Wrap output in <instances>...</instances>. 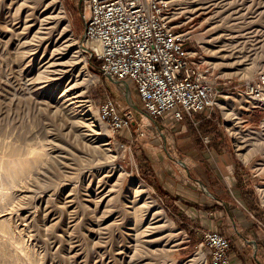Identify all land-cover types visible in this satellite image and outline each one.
Returning <instances> with one entry per match:
<instances>
[{"label": "rangeland", "instance_id": "obj_1", "mask_svg": "<svg viewBox=\"0 0 264 264\" xmlns=\"http://www.w3.org/2000/svg\"><path fill=\"white\" fill-rule=\"evenodd\" d=\"M183 5L181 18L189 19L193 44L198 40L214 61L221 86L231 93L228 107L235 108L236 121L225 115L223 101L222 108L183 121L147 116L129 83L135 108L126 84L100 73L90 42H83L89 50H79L83 1L0 0V264H207L203 232L194 234L181 222L177 206L168 203L154 177L165 168L166 151L177 157L176 143L164 141L183 125L197 142L211 137L208 145L195 144L201 150L233 152L243 171L240 190L231 193H237L241 210L261 218L264 104L246 108L244 96L235 91L264 74V0H183ZM229 52L230 58L218 57ZM236 59L243 61L219 63ZM107 98L121 112L132 110L129 127L114 132L100 119L98 108ZM82 102L91 112L80 110ZM237 121L250 143L241 150L229 128ZM140 127L144 135L138 134ZM247 151L251 154L243 157ZM13 166H20L19 178ZM139 181L149 193L140 190Z\"/></svg>", "mask_w": 264, "mask_h": 264}, {"label": "built area", "instance_id": "obj_2", "mask_svg": "<svg viewBox=\"0 0 264 264\" xmlns=\"http://www.w3.org/2000/svg\"><path fill=\"white\" fill-rule=\"evenodd\" d=\"M82 1L83 42L89 41L90 54L99 58L100 73L133 84L148 116L170 114L183 121L222 108L221 102L231 97L203 45L193 44L189 19L181 18L183 0ZM235 93L244 96L246 108L264 104V74ZM98 114L114 132L133 119L132 110L121 112L112 98ZM138 132L145 134L141 127ZM202 138L206 145L211 142L209 136ZM201 246L207 264H233L232 240L223 232L205 229Z\"/></svg>", "mask_w": 264, "mask_h": 264}, {"label": "crops", "instance_id": "obj_3", "mask_svg": "<svg viewBox=\"0 0 264 264\" xmlns=\"http://www.w3.org/2000/svg\"><path fill=\"white\" fill-rule=\"evenodd\" d=\"M182 127L180 133L164 141L175 142L180 150L176 158L167 151L161 157L165 168L154 176L163 184L161 193L168 203L177 206L181 222L193 229L194 234L215 228L234 239L231 255H237L231 256L233 264H264V227L260 223L264 210L259 211L260 219L251 217L238 207L237 193L234 196L231 193L232 189L240 190L237 182L243 171L241 162L226 148L201 150L196 145L204 142L195 141L186 126Z\"/></svg>", "mask_w": 264, "mask_h": 264}, {"label": "bare ground", "instance_id": "obj_4", "mask_svg": "<svg viewBox=\"0 0 264 264\" xmlns=\"http://www.w3.org/2000/svg\"><path fill=\"white\" fill-rule=\"evenodd\" d=\"M198 8H200V7H197L196 9H198ZM59 11H61V10H59ZM59 13V12H58ZM49 17V16H48ZM68 30L69 31H71V28L70 27H68ZM232 41V40H231ZM86 43H89V42H86ZM225 44V43H224ZM232 45H234V44H232ZM86 46V45H85ZM236 46V45H235ZM221 48V47H220ZM223 48V47H222ZM225 48V47H224ZM227 49V48H226ZM77 50V49H76ZM79 50L80 51H85V49L84 48H82L81 47V45L79 46ZM222 50V49H221ZM231 50H233V49H231ZM78 51V50H77ZM212 51H214V50H212ZM225 51V50H224ZM217 52H219V51H217ZM213 53V52H212ZM237 53V52H236ZM228 54V53H227ZM229 54L230 55H225L224 53L223 54H220V56H218V57H222V58H224V59H227V58H230V56H232L233 55V53H230L229 52ZM239 55V54H238ZM235 56H237L236 54H235ZM213 57V56H212ZM215 57V56H214ZM243 59V58H242ZM242 59H236V60H234L233 62L231 61V63H229V62H227V60H226V62H224V61H221V62H219L220 64H225V65H223V66H229V65H238L239 63H241L243 60ZM247 59V58H246ZM223 60V59H222ZM244 60H245V58H244ZM63 61H61L60 63H62ZM214 62V61H213ZM67 63V62H66ZM215 63H218V61L217 62H215ZM63 64V63H62ZM61 64V65H62ZM60 65V66H61ZM64 65H65V63H64ZM242 69H244V68H242ZM58 70V69H57ZM66 71V70H65ZM65 71H63V72H65ZM58 72V71H57ZM59 73V72H58ZM228 73H230V72H228ZM232 73V72H231ZM61 74V73H60ZM64 75V74H63ZM60 76V75H59ZM57 77V76H56ZM56 77H54V78H56ZM63 77V76H62ZM61 77V78H62ZM53 78V79H54ZM78 82H76V84H77ZM122 83H124V82H122ZM121 82H120V84L123 86V84H122ZM68 84V83H67ZM125 84V83H124ZM70 85H72V86H74L73 84H70ZM78 85V84H77ZM67 86V85H66ZM79 86V85H78ZM70 88H72L71 86H70ZM81 89V88H80ZM67 90H68V88H67ZM66 90V91H67ZM74 93V92H73ZM77 95V94H76ZM81 95V94H80ZM63 96V95H62ZM85 96V95H84ZM74 98H76L75 96H74ZM79 98V97H78ZM231 98V97H230ZM64 100V99H63ZM81 101H83L84 102V100L82 99V100H80V102ZM229 101H231V99L229 100H225V101H223V106H224V108H225V115L231 120V122H233V120H235L236 118H239L238 116H235V114L237 115V112H235L234 111V109H231V107H228V103H229ZM80 103V105H83V107L82 108H80V110H82L83 111V113H87V112H91L90 110V108H88L89 106L88 105H86L85 103H87V102H85V103ZM74 104V103H73ZM76 104V103H75ZM54 105V104H53ZM60 105V107H63V106H61V103L59 104ZM68 105H69V103H68ZM77 106L79 105V103L78 104H76ZM51 106H52V104H51ZM91 106V105H90ZM232 106V105H231ZM69 107V106H68ZM79 107V106H78ZM57 109H55L56 111L58 110V107H56ZM64 108H65V106H64ZM67 108V107H66ZM71 108V107H70ZM76 109H77V107H76ZM229 109H231V110H229ZM64 110V109H63ZM62 110V111H63ZM59 111H61L60 109H59ZM77 111V110H76ZM75 111V112H76ZM82 113V112H81ZM66 114V113H65ZM70 114V113H69ZM80 114V113H79ZM93 115V114H92ZM91 115V116H92ZM68 115L66 114V116L65 117H67ZM89 116V115H88ZM96 115L94 114L93 116H92V119L95 117ZM84 117V116H83ZM235 118V119H234ZM67 119V118H66ZM68 120V119H67ZM90 120V119H89ZM69 121V120H68ZM70 121H72V120H70ZM76 120H74V122H75ZM79 121V120H78ZM82 121V119H80V122ZM236 121V120H235ZM77 122V121H76ZM240 122L241 121H237V122H234V124H232V125H230L229 126V128L232 130V133H234V135H235V137H236V142H237V146H238V149H243L244 147H245V145L246 144H248V143H245L246 142V140H248V139H246V132H244V130L242 129V128H240ZM73 122H71V124H72ZM83 125H85V124H88V123H83V122H81ZM95 123V122H94ZM239 123V124H238ZM68 124V123H67ZM79 124L80 123H78V126H79ZM69 125V124H68ZM73 126V125H72ZM77 126V127H78ZM88 126V125H87ZM86 126V129L88 128ZM90 126H92V125H90ZM66 127V126H65ZM74 127V126H73ZM76 127V126H75ZM80 127V126H79ZM67 128V127H66ZM70 128H72V127H70ZM84 128H85V126H84ZM83 128V129H84ZM82 129V128H81ZM81 129H79V130H81ZM89 129H91V127H89ZM95 129V128H94ZM93 129V130H94ZM75 129L73 128L72 129V131H74ZM77 130V129H76ZM92 130V129H91ZM97 130V129H96ZM100 130V129H99ZM246 130V129H245ZM90 131V130H89ZM92 132V131H91ZM91 132H88V133H90V135L92 134ZM94 132H95V130H94ZM251 132V131H250ZM86 133H87V131H86ZM85 133V134H86ZM102 132L101 131H99V135L101 134ZM248 133V132H247ZM257 133V132H256ZM249 134V133H248ZM87 135V134H86ZM93 135V134H92ZM95 135V134H94ZM96 135H97V132H96ZM251 135V134H250ZM256 135V134H255ZM89 136V135H88ZM89 137H91V136H89ZM96 137V136H95ZM249 138H250V136H248ZM253 137H255V136H253ZM252 137V138H253ZM255 138H257V137H255ZM254 139V138H253ZM97 140V139H96ZM92 141V140H91ZM90 141V142H91ZM95 141V140H94ZM253 141V140H252ZM106 142V141H105ZM111 142V141H110ZM109 141H107L106 142V144H109L110 143ZM253 143V142H252ZM250 144V143H249ZM248 144V145H249ZM257 144V143H256ZM92 145V144H91ZM95 145V144H94ZM94 145H92V146H94ZM97 146V145H96ZM31 148V147H30ZM35 148V147H34ZM246 148V147H245ZM107 149V148H106ZM254 149V148H253ZM110 150V149H109ZM249 151H250V149H248ZM29 152V151H28ZM106 152V151H105ZM107 153V152H106ZM242 154H243V157H248V154H251V152L250 153H248V151L247 152H241ZM30 154H32V153H30ZM37 156V155H36ZM39 156V155H38ZM44 156V155H43ZM42 156V157H43ZM19 157V156H18ZM27 157V156H26ZM41 157V158H42ZM24 158V157H23ZM58 158H59V155H58ZM60 158H63V157H61V155H60ZM17 159V158H16ZM21 159V158H20ZM31 159V158H30ZM33 159V158H32ZM35 159H36V161H37V157H35ZM40 158H38V160H39ZM44 159V158H43ZM14 160H15V158H14ZM59 160V159H58ZM20 161V160H19ZM18 161V162H19ZM22 161V160H21ZM30 161V160H29ZM35 161V160H34ZM54 161V160H53ZM61 161V160H60ZM59 161V162H60ZM10 162V161H9ZM12 162H13V160H12ZM16 162V161H15ZM24 162V161H23ZM58 162V161H57ZM11 163V162H10ZM21 163V162H20ZM20 163H18V164H20ZM25 163V162H24ZM30 163V162H29ZM35 163V162H34ZM12 165H13V163H11ZM15 164V163H14ZM18 164H16V165H18ZM36 164H37V162H36ZM45 165H49V164H46V163H44ZM8 166V165H7ZM7 166H6V168H7ZM24 166H26V165H24ZM29 166H30V164H29ZM18 167H20V166H18ZM18 167H16V166H13V167H11V172L14 174V176L15 177H18V175H19V173H20V168H18ZM22 167V166H21ZM27 167V166H26ZM37 167V166H36ZM45 167H47V166H45ZM29 168V167H28ZM48 168V167H47ZM31 170H32V166H31V168H30ZM48 170V171H47ZM46 171H47V173L50 171V169L48 168ZM7 171H9L10 172V168H9V170H7ZM40 171H42V170H40ZM45 171V170H44ZM43 171V173H45V175H46V172H44ZM22 172V171H21ZM26 172V171H25ZM11 173V174H12ZM26 174V173H25ZM12 176V175H11ZM23 176V175H22ZM42 175H40V177H41ZM47 177V176H46ZM12 178V177H11ZM19 178V177H18ZM20 178H22V177H20ZM26 179V178H25ZM25 179H24V182H26L25 181ZM45 179V178H44ZM14 180V179H13ZM21 180V179H20ZM103 180V179H102ZM18 181V180H17ZM46 181H47V179H46ZM102 182V181H101ZM140 182V181H139ZM139 186H140V190L141 191H143V192H145V193H149V188L146 186V185H144L142 182H140L139 184H138ZM99 186V185H98ZM98 188V187H97ZM97 188H96V190H97ZM264 189V188H263ZM73 198V197H72ZM71 199V198H70ZM158 208V207H157ZM159 211V210H158ZM153 214V213H152ZM153 216V215H152ZM153 218V217H152ZM151 218V219H152ZM156 220V219H155ZM164 224V223H163ZM197 253H201V250H199V251H197L196 252V254ZM194 257V256H193ZM201 257V256H200ZM194 259V258H193ZM199 262H200V260H199ZM202 264V263H201ZM205 264V263H204Z\"/></svg>", "mask_w": 264, "mask_h": 264}, {"label": "water", "instance_id": "obj_5", "mask_svg": "<svg viewBox=\"0 0 264 264\" xmlns=\"http://www.w3.org/2000/svg\"><path fill=\"white\" fill-rule=\"evenodd\" d=\"M81 1H82V0H81ZM81 47L84 48L85 50H89V49L87 48V46H85V44L83 43V41H82V43H81ZM113 81H114L115 83L119 84L120 86H122V85L120 84V81H118V80H116V79H113ZM125 84H126V95H127V97H128V100H129V102H130V103L136 108V104H135V102H134V100H133V97H132L131 94H130L129 84H128L127 82H125Z\"/></svg>", "mask_w": 264, "mask_h": 264}, {"label": "trees", "instance_id": "obj_6", "mask_svg": "<svg viewBox=\"0 0 264 264\" xmlns=\"http://www.w3.org/2000/svg\"><path fill=\"white\" fill-rule=\"evenodd\" d=\"M93 64H96V63L93 61ZM98 66H99V65H98ZM98 66H97V67H98Z\"/></svg>", "mask_w": 264, "mask_h": 264}]
</instances>
